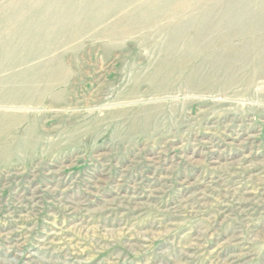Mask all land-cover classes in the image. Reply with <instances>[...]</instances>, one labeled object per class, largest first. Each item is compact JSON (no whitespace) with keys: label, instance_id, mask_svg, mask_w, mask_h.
<instances>
[{"label":"rangeland","instance_id":"374dc122","mask_svg":"<svg viewBox=\"0 0 264 264\" xmlns=\"http://www.w3.org/2000/svg\"><path fill=\"white\" fill-rule=\"evenodd\" d=\"M86 1L0 0V264H264V0Z\"/></svg>","mask_w":264,"mask_h":264},{"label":"bare ground","instance_id":"6f19581e","mask_svg":"<svg viewBox=\"0 0 264 264\" xmlns=\"http://www.w3.org/2000/svg\"><path fill=\"white\" fill-rule=\"evenodd\" d=\"M72 1V0H71ZM81 1V0H80ZM83 1V0H82ZM88 1V0H87ZM86 1V2H87ZM90 1V0H89ZM98 1V0H97ZM100 1H102V0H100ZM104 1V0H103ZM73 2H74V0H73ZM95 2V1H94ZM74 3H77V2H74ZM89 3V2H88ZM181 3V2H180ZM87 4V3H86ZM92 4V3H91ZM96 4V6L99 4H97V3H95ZM112 2L110 3H108V0H106L103 4H100V8H101V11L99 12L100 14H104V13H106L107 11H106V9H108V10H110L111 8L110 7H113L112 6ZM74 6H75V4H73ZM80 6H81V4H80ZM79 6V7H80ZM117 6V5H116ZM180 6V5H179ZM18 7V6H17ZM77 7V6H76ZM82 7V6H81ZM80 7V8H81ZM99 7V6H98ZM85 8V7H84ZM84 8H82V9H84ZM90 8H92L91 6L90 7H87L85 10H84V12L86 13L87 11L86 10H90ZM110 8V9H109ZM115 8V7H114ZM71 10V9H70ZM76 10V9H75ZM182 11V10H181ZM80 12V11H79ZM92 15H95V14H92ZM99 17V16H98ZM91 18V17H90ZM94 18H95V16H94ZM93 18H91V20H92ZM94 20V19H93ZM125 20V19H124ZM119 21V20H118ZM25 23V22H24ZM29 23V22H28ZM27 23V25H26V23H25V25L26 26H24V24H23V26L24 27H15V23H13L12 24V22L11 23H8V24H10V25H7V26H5L4 27V29H1L0 28V45H2L4 48V50H7L8 48H11L10 47V45H14V42H23L24 41V39L26 40H30L31 38H32V40H35V41H38L39 42V39L40 38H42L41 36H39L38 34H40L39 33V31L38 30H33L31 27H30V24H28ZM21 24V25H22ZM118 24V23H117ZM92 25V24H91ZM2 26V25H1ZM0 26V27H1ZM20 26V25H19ZM35 27V26H34ZM37 27V26H36ZM46 28V27H45ZM108 29V28H107ZM41 30V29H40ZM58 31H60V30H58ZM56 32L57 31H55V33H54V35L56 34ZM43 33V32H42ZM89 33V32H88ZM113 33V32H112ZM44 35V34H43ZM56 37L58 36V35H55ZM111 36V35H110ZM45 37L46 38H48L46 35H45ZM59 38V37H58ZM57 38V39H58ZM25 42V41H24ZM24 42H23V45H24ZM29 42H32L31 40L29 41ZM28 42V43H29ZM34 42V41H33ZM45 42V41H44ZM48 42V41H47ZM53 42V41H52ZM61 43V42H60ZM27 44V43H26ZM30 44V43H29ZM33 44V43H32ZM49 45H51L50 43H48ZM55 44V43H54ZM53 44V45H54ZM58 44V43H57ZM22 45V44H21ZM13 47H17V45L16 46H13ZM12 47V48H13ZM30 47H32V46H27V47H24V51H25V48L27 49L28 48V50H26V52H25V54L27 53V51H31V50H29V48ZM57 47V46H56ZM11 48V49H12ZM18 48V47H17ZM17 48H14V49H17ZM22 48V47H21ZM10 49V50H11ZM18 50H20V49H18ZM22 50V51H23ZM12 51V50H11ZM10 51V52H11ZM38 51H40V50H38ZM7 52V51H6ZM21 52V51H20ZM32 52V51H31ZM2 53H4V51H2L1 52V54ZM9 53V52H8ZM11 53H13V52H11ZM16 53H18V52H16ZM10 54V53H9ZM22 54H24V53H21V55ZM29 54V53H28ZM21 55H19V56H17V58H19ZM3 56V55H2ZM4 56H6L5 54H4ZM15 56V55H14ZM30 56V55H29ZM32 56V55H31ZM7 58H8V56H6ZM27 57V56H26ZM73 57V56H72ZM264 57V56H263ZM2 58V57H1ZM7 58H5V59H7ZM10 58V57H9ZM22 58V57H21ZM20 58V59H21ZM262 58V57H261ZM4 59V58H3ZM11 59H12V57H11ZM15 59V58H14ZM23 59H24V57H23ZM26 59V58H25ZM27 59H28V57H27ZM51 59H53V58H51ZM51 59H49V60H51ZM262 59H264V58H262ZM262 59H260V60H262ZM22 60V59H21ZM48 60V61H49ZM16 61H17V59H16ZM25 61V60H24ZM54 61V60H53ZM18 62H20L19 60H18ZM50 62V61H49ZM54 63V62H53ZM52 63V64H53ZM261 62L259 61V64H260ZM38 64V63H37ZM36 64V65H37ZM43 64H44V62H43ZM50 64V63H49ZM51 64V65H52ZM41 68H43V67H41ZM55 68V67H54ZM61 69H63V67L61 68ZM65 69V68H64ZM4 69H0V72L1 71H3ZM43 70H44V68H43ZM42 70V71H43ZM50 70V69H49ZM58 70H60V69H58ZM39 71H41V70H39ZM50 71H55V70H50ZM63 71V70H62ZM29 72V71H28ZM28 72H26L27 74H28ZM38 72V71H37ZM18 73V72H17ZM26 73H24V74H26ZM30 73V72H29ZM40 73H44V72H40ZM19 74V73H18ZM45 74V73H44ZM56 74L58 75V76H56L57 77V79H56V81L58 80V78L60 79V78H62V75H61V72H57L56 71ZM23 74H20V75H15L14 74V76H8V77H6V78H4V79H1L0 80V84L1 83H3V81H5L6 80V83H7V88H3V90H2V88L0 89V91H4L3 92V94H1L0 95V97H2V98H10V99H12V100H14V99H16L20 94H24V95H26L27 96V98L29 99V102L28 103H32V101L33 100H38V96H40L39 98H41L42 96L41 95H43V94H46V92L44 93V91L46 90V86L44 87L41 83L43 82V80H41V79H35V81L34 82H30L29 81V79H30V77H26L25 78V81H24V78H23V76H22ZM34 75H35V73H34ZM38 75H39V73H38ZM43 75V74H42ZM50 75H52V73L50 72ZM49 76V75H48ZM53 76V75H52ZM20 78H21V80L22 81H20ZM38 78V77H37ZM40 78V77H39ZM49 80V79H48ZM51 82H53V79H52V81ZM54 82H55V79H54ZM44 83H46V82H44ZM35 84V85H34ZM47 84V83H46ZM48 87V86H47ZM50 87V86H49ZM52 87V86H51ZM25 92H27V93H25ZM38 95V96H37ZM25 96V97H26ZM59 96H61L60 94H59ZM53 97V96H52ZM53 100H54V98H53ZM11 116V115H10ZM15 118V117H14ZM11 119V118H10ZM10 119H9V117H8V121H10ZM13 120V119H12ZM12 122V121H11ZM14 123V122H13ZM13 123H11V124H13Z\"/></svg>","mask_w":264,"mask_h":264}]
</instances>
